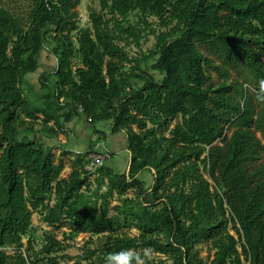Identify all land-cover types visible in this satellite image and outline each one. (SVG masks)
Masks as SVG:
<instances>
[{
	"label": "trees",
	"instance_id": "1",
	"mask_svg": "<svg viewBox=\"0 0 264 264\" xmlns=\"http://www.w3.org/2000/svg\"><path fill=\"white\" fill-rule=\"evenodd\" d=\"M80 2L31 0L23 15L0 0V264H108L122 251L131 264H264V0H101L110 19L92 11V29L79 27ZM134 12L168 28L152 31L157 74L124 70L132 60L121 43L139 37L124 25ZM49 39L57 66L40 75L49 91L37 105L22 82ZM79 114L97 139L63 178V159L37 134L67 133ZM102 122L126 135L132 165L118 174L106 164L92 180ZM35 213L52 228L40 249ZM80 234L90 235L81 254H63Z\"/></svg>",
	"mask_w": 264,
	"mask_h": 264
},
{
	"label": "rangeland",
	"instance_id": "2",
	"mask_svg": "<svg viewBox=\"0 0 264 264\" xmlns=\"http://www.w3.org/2000/svg\"><path fill=\"white\" fill-rule=\"evenodd\" d=\"M13 5L16 7V10L23 15H26L31 6V0H12ZM77 11L79 12V27L82 29L91 28L92 24L90 21V13L92 11H96L98 14H103L105 20L110 19L109 11H102L101 0H81ZM141 15L137 12H134L129 15L127 21H125L124 25L127 24L134 25L139 31V37L137 40L134 38H128L124 43H121L122 46L125 47V51L129 54L132 63H129L125 66L124 70L126 72H131L138 63H140L141 70H148L151 73L157 74L152 70V66L156 63L158 56L152 55V52L155 51L157 37L156 34H153L152 31H155L159 34L162 31H166L168 28L162 27L160 20L156 17H143L147 25L140 21ZM113 23H110V26L114 28ZM74 42L77 46L76 34H73ZM54 48V43H52L51 39H49L48 46L42 50L41 58H40V66L36 73L27 75L22 82V90L25 97L31 101L33 104L41 105L44 101V95L48 93V89H43L40 83V75L42 73L54 74L55 68L57 66V59L52 54V49ZM81 60L79 57L73 59V67L76 69L77 67H81ZM157 77H159L157 75ZM50 82H55V76H51ZM134 87L142 86V82L139 80H133ZM179 119L173 121V125H175ZM39 121H34V125H36V129L40 127ZM50 144H55L54 141H51ZM45 145V144H44ZM46 146V145H45ZM99 148V146H98ZM55 159L58 162L60 159H63L65 163V169L62 173V177L69 176L71 169V163L73 160L67 159V156L60 155L59 151H55ZM97 176V175H96ZM95 176V177H96ZM95 177L92 179L94 180ZM141 179L146 182V186H150L152 182L151 174L144 173L141 176ZM129 197L134 196V192L131 191L128 193ZM120 199L115 198L111 202L110 211L114 213V207L119 205ZM33 231L31 232V240H33L35 248L40 249L44 244V232L51 231L52 228L48 227L41 220V216L37 213L33 215ZM67 231V230H64ZM64 231H55L57 237L62 239V233ZM131 235H137L136 230H131L129 232ZM90 239V235L80 234L74 241H70L68 244L70 247L63 254H67L72 257H76L81 254V249L86 245V242ZM23 243L25 246L28 244V238L23 239ZM201 256L210 263L213 259L214 251L211 249L209 245L203 244L198 248ZM6 251L9 254L14 252L13 248H6ZM154 258V256L152 257ZM69 262L68 264H72ZM62 264H66L63 262ZM140 264V263H139Z\"/></svg>",
	"mask_w": 264,
	"mask_h": 264
},
{
	"label": "crops",
	"instance_id": "3",
	"mask_svg": "<svg viewBox=\"0 0 264 264\" xmlns=\"http://www.w3.org/2000/svg\"><path fill=\"white\" fill-rule=\"evenodd\" d=\"M49 125L52 126L53 123ZM110 126L111 122H102L97 125L100 132L108 135L100 142V144L104 143V149L112 155L106 166L114 169L118 174L127 173L131 160V154L127 149V137L124 133L110 135ZM66 130L67 133H59L55 138L42 133L37 134V138L46 146L52 147L54 153L59 151L60 155H65L70 160L87 152L91 141L97 139L90 129L89 118L83 114H79L66 124ZM51 141L55 144H50ZM98 146L99 144L96 149H99Z\"/></svg>",
	"mask_w": 264,
	"mask_h": 264
},
{
	"label": "built area",
	"instance_id": "4",
	"mask_svg": "<svg viewBox=\"0 0 264 264\" xmlns=\"http://www.w3.org/2000/svg\"><path fill=\"white\" fill-rule=\"evenodd\" d=\"M111 157V153L104 149V143L99 144V149H96L95 152L88 155L86 169L88 175H90V179L97 175V171L106 165Z\"/></svg>",
	"mask_w": 264,
	"mask_h": 264
},
{
	"label": "clouds",
	"instance_id": "5",
	"mask_svg": "<svg viewBox=\"0 0 264 264\" xmlns=\"http://www.w3.org/2000/svg\"><path fill=\"white\" fill-rule=\"evenodd\" d=\"M135 258L134 254L130 251H122L119 253L110 254L108 257V264H131Z\"/></svg>",
	"mask_w": 264,
	"mask_h": 264
},
{
	"label": "water",
	"instance_id": "6",
	"mask_svg": "<svg viewBox=\"0 0 264 264\" xmlns=\"http://www.w3.org/2000/svg\"><path fill=\"white\" fill-rule=\"evenodd\" d=\"M131 165H132V161L130 160V163H129V168H128L127 174H128V173H129V171H130Z\"/></svg>",
	"mask_w": 264,
	"mask_h": 264
}]
</instances>
